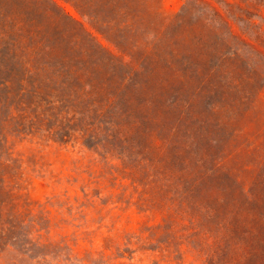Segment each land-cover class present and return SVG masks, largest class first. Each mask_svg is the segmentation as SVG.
Instances as JSON below:
<instances>
[{"label": "rangeland", "instance_id": "rangeland-1", "mask_svg": "<svg viewBox=\"0 0 264 264\" xmlns=\"http://www.w3.org/2000/svg\"><path fill=\"white\" fill-rule=\"evenodd\" d=\"M0 264H264V0H0Z\"/></svg>", "mask_w": 264, "mask_h": 264}]
</instances>
